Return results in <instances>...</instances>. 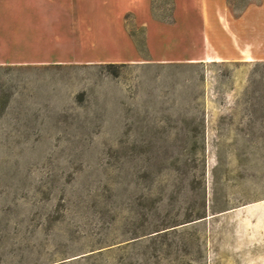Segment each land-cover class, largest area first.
Returning <instances> with one entry per match:
<instances>
[{
  "label": "rangeland",
  "instance_id": "374dc122",
  "mask_svg": "<svg viewBox=\"0 0 264 264\" xmlns=\"http://www.w3.org/2000/svg\"><path fill=\"white\" fill-rule=\"evenodd\" d=\"M4 59L0 264H264V0H2Z\"/></svg>",
  "mask_w": 264,
  "mask_h": 264
},
{
  "label": "crops",
  "instance_id": "0c3cea01",
  "mask_svg": "<svg viewBox=\"0 0 264 264\" xmlns=\"http://www.w3.org/2000/svg\"><path fill=\"white\" fill-rule=\"evenodd\" d=\"M0 1H2V0H0ZM44 10L45 9H41V11H34V9H32V10H30V12L28 14H31V15L45 14ZM57 15L61 16L62 13L61 12L57 13ZM190 22H191L193 28L197 27V24H196L197 22H196L195 18H193V19L190 18ZM44 32L45 31H43L40 34L39 31H37V34L39 33L37 36H35V32L32 33V35L26 34L25 37L28 40V45L22 47L21 50L17 49V47H15V46L9 47L8 55L16 58V60L14 59V62H17V63H49L50 58H48L49 51L47 50V48L50 47V45H51L50 42H51L52 38H51V35L45 34ZM55 40H57V39H55ZM177 40H180V42H178ZM196 41L199 43V46H201V48L198 50V52L194 53V55H195L194 58L198 59L201 62L210 61V60L211 61L223 60V58H221L220 56H216V55L212 54L208 50L207 44L204 43V40L201 38L200 34L197 37L192 36L191 30H189V29H185V31L182 33V35L176 37V40H174V38H173V40L171 42V46H172V49H174L173 47L176 45L191 44L192 42L195 43ZM181 54L187 60L186 55L183 53H181ZM36 55H38V57H35ZM20 56H22L23 58L21 60H18V57H20ZM189 60H191V59H189ZM6 61L7 60H5V59L0 60V64H4ZM53 61L54 62H64L65 58L62 57L60 59H57V60L55 59ZM9 62H13V61L10 60Z\"/></svg>",
  "mask_w": 264,
  "mask_h": 264
}]
</instances>
